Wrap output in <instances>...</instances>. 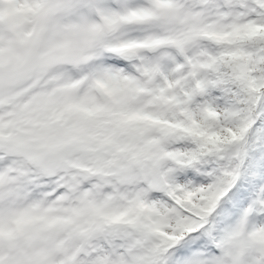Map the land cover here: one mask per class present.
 <instances>
[{
	"label": "snow or ice",
	"instance_id": "6c2138e0",
	"mask_svg": "<svg viewBox=\"0 0 264 264\" xmlns=\"http://www.w3.org/2000/svg\"><path fill=\"white\" fill-rule=\"evenodd\" d=\"M0 17L52 80L0 107V264H264V0Z\"/></svg>",
	"mask_w": 264,
	"mask_h": 264
},
{
	"label": "rangeland",
	"instance_id": "374dc122",
	"mask_svg": "<svg viewBox=\"0 0 264 264\" xmlns=\"http://www.w3.org/2000/svg\"><path fill=\"white\" fill-rule=\"evenodd\" d=\"M4 6H9V0H3ZM14 6V5H13ZM6 24V28H0V70L5 74L20 72L26 68L32 70V75L26 81H20L11 87L0 88V107L6 111L19 109L23 105L30 104L39 98L47 87H50L52 80L37 83L41 79L40 69L44 68L40 61L44 49L39 46L32 50L31 55L25 54V43L22 29L10 18L0 17ZM30 70V71H31ZM48 74V72H44Z\"/></svg>",
	"mask_w": 264,
	"mask_h": 264
}]
</instances>
